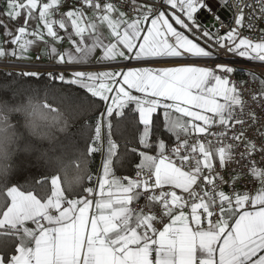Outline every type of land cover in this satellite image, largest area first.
I'll use <instances>...</instances> for the list:
<instances>
[{"label": "snow or ice", "instance_id": "6c2138e0", "mask_svg": "<svg viewBox=\"0 0 264 264\" xmlns=\"http://www.w3.org/2000/svg\"><path fill=\"white\" fill-rule=\"evenodd\" d=\"M5 5L0 58L30 60L43 44L51 63L19 72L43 81L30 94L47 113L30 99L0 109V125L17 138L11 113L30 110L57 131L17 140L22 155L0 170V264H264V74L216 62L264 65V28L257 41L242 31L256 29L264 0H238L223 31L227 0ZM193 58L205 63L153 66ZM237 72L249 80L232 79ZM247 177L254 194L237 188ZM85 178L96 184L81 195Z\"/></svg>", "mask_w": 264, "mask_h": 264}, {"label": "built area", "instance_id": "2783aa9c", "mask_svg": "<svg viewBox=\"0 0 264 264\" xmlns=\"http://www.w3.org/2000/svg\"><path fill=\"white\" fill-rule=\"evenodd\" d=\"M5 0H0V10H2V3ZM139 3L143 4V3H151V4H155V0H138ZM240 3H244V4H249L255 3V0H239ZM75 3V0H67V5H72ZM221 4L224 3L220 2ZM238 3V0H227V4L232 6L231 7V11L228 10H224L221 11V18L225 21V26L223 30H226L228 27L234 26V21L232 19V17H234V15L239 11V7L236 6ZM66 5V6H67ZM66 8V7H65ZM244 14H245V22L247 23V16L249 14V12L252 11V9L250 8H244L243 9ZM257 14L258 10H257ZM129 15H131V13H129ZM252 22H254L256 24V29L254 30H250V29H243V34L249 36V38L253 39L254 41H257L260 39V32L259 29L260 28H264V16H262L260 18V20H253ZM38 53H36L32 59L30 60H17V59H10V60H0V68L1 69H5V70H13V71H21V70H30V67H38L40 71H46L47 69L43 66L48 65L51 63V61L49 60V58L47 56H42L41 54V59L39 62V65H33V61L35 60V57L37 56ZM187 63H195V64H203L205 63V61L202 60H197L195 58H193L192 60L189 61H185ZM218 63H229V64H235V66L237 67H253L255 71H257L258 73L264 74V65H261L259 63H255V62H249L244 60L243 58H229V59H224L223 57L216 61ZM25 66H29V67H25ZM232 79L236 80L237 82H239L240 80H246L248 81L249 78L245 75H243L241 72H237ZM248 87L257 90L258 89V83H253L251 81H249L248 83ZM245 95L247 96V93H245ZM257 159H259V157H257ZM233 167H235V165H233ZM134 171L132 172L131 176L134 177ZM237 188L238 189H243L246 188L250 193L254 194L255 188H256V183L251 179V177H247L246 178V182L242 183V184H237ZM179 192V190H177ZM90 198H95L94 196L90 197ZM141 203H143V201H141ZM137 205H133V208L136 209ZM215 219V217H214ZM206 223V222H205ZM159 227V226H158Z\"/></svg>", "mask_w": 264, "mask_h": 264}, {"label": "clouds", "instance_id": "9594fccd", "mask_svg": "<svg viewBox=\"0 0 264 264\" xmlns=\"http://www.w3.org/2000/svg\"><path fill=\"white\" fill-rule=\"evenodd\" d=\"M30 99L33 103L40 105L38 109L39 113H47V109L42 107L44 101L42 99L37 100L34 95L30 93L24 96L23 99L16 100L14 103L0 99V109H4L5 106L15 107L16 105H28ZM17 121L20 122L22 131L18 130L17 138L12 140L8 139L5 131L3 130L4 126L0 125V170H3L5 165L10 166L12 157L16 155L18 149L21 147V143H18L17 140L20 142L30 141L32 143H37L45 139V137L41 136L42 132L54 135L57 131L56 128L49 126V122L47 120L38 118L33 115L30 110L12 112L9 123L16 124ZM3 179V175H0V182H2Z\"/></svg>", "mask_w": 264, "mask_h": 264}, {"label": "trees", "instance_id": "16d2710c", "mask_svg": "<svg viewBox=\"0 0 264 264\" xmlns=\"http://www.w3.org/2000/svg\"><path fill=\"white\" fill-rule=\"evenodd\" d=\"M20 71H13V70H5L0 68V99L7 100L10 103H14L18 99H23L24 96L30 93V89L37 84H42L43 81H36V80H29L28 78H25L23 76L19 75ZM9 73H11L9 75ZM76 86H73L75 88ZM83 92V90H80ZM89 99L91 97L89 96ZM75 125H73L74 130ZM83 143V142H82ZM43 146L47 147V142H43ZM22 154H17V156L13 157V161L15 162L19 156ZM99 153L95 155L94 162L89 165L90 171L95 174L98 161H99ZM31 172H35V168L29 169ZM119 169L117 168L116 173H118ZM91 183L87 181L85 178V181L83 185L78 188L76 191L80 192L81 195H83V187H88ZM48 187L50 189V181L48 184ZM10 247H13L14 244L10 243ZM3 249L0 248V251Z\"/></svg>", "mask_w": 264, "mask_h": 264}, {"label": "crops", "instance_id": "0c3cea01", "mask_svg": "<svg viewBox=\"0 0 264 264\" xmlns=\"http://www.w3.org/2000/svg\"><path fill=\"white\" fill-rule=\"evenodd\" d=\"M224 0H219V2H223ZM216 2H217V0H208V3L210 4V6H213L214 8H215V4H216ZM5 1L2 3V10L5 8ZM65 10H66V8H65ZM220 15L222 14V12H220L219 13ZM208 15V18L207 19H205V21L204 22H211L212 20H213V18L211 17V15L210 14H207ZM205 16V13L204 14H202L201 15V19L203 20V17ZM173 24H174V22H173ZM174 26H176L178 29H179V26H177V25H175L174 24ZM61 34L63 35V32H62V30H61ZM67 45H68V41L67 40H65L64 41V43L63 44H61L59 47L61 48V49H63L64 47H67ZM43 49H44V45L43 44H40L36 49H34L33 51H31L30 53H29V56L30 57H33L36 53H38V54H41L42 56H44L42 53H43ZM12 60V59H16V58H11V57H9V58H0V60ZM26 60H28V59H26ZM178 63H187V62H185V61H174V62H161V63H159V64H156V65H153V66H171L172 64H178ZM101 169V155H99V161H98V165H97V168H96V171H95V174H97L98 173V170H100ZM118 169H119V171H118V173H116L117 175H119V176H123V175H131L132 174V172L133 171H131V170H128V169H121V168H119L118 167ZM94 174V175H95ZM96 184V181H95V179L93 180V182H91V184L89 185V186H93V185H95ZM83 195H87V194H83ZM93 196H94V194H93ZM90 198V197H89ZM92 210L90 209V212H91ZM53 214H55V213H53ZM28 227H30V228H34L35 226L34 225H32L31 223H29L28 225H27Z\"/></svg>", "mask_w": 264, "mask_h": 264}, {"label": "water", "instance_id": "95a60500", "mask_svg": "<svg viewBox=\"0 0 264 264\" xmlns=\"http://www.w3.org/2000/svg\"><path fill=\"white\" fill-rule=\"evenodd\" d=\"M202 14H204V13H201V15ZM208 18V15L207 14H205V16L203 17V21H205V19H207Z\"/></svg>", "mask_w": 264, "mask_h": 264}]
</instances>
